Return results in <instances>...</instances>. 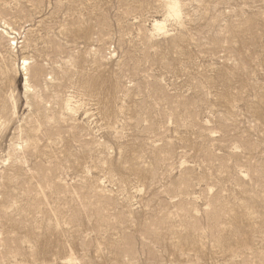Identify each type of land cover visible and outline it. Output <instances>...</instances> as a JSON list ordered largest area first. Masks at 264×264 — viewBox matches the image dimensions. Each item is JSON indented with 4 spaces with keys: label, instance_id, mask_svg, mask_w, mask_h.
<instances>
[{
    "label": "rangeland",
    "instance_id": "374dc122",
    "mask_svg": "<svg viewBox=\"0 0 264 264\" xmlns=\"http://www.w3.org/2000/svg\"><path fill=\"white\" fill-rule=\"evenodd\" d=\"M169 1L0 0V264H264V0Z\"/></svg>",
    "mask_w": 264,
    "mask_h": 264
},
{
    "label": "bare ground",
    "instance_id": "6f19581e",
    "mask_svg": "<svg viewBox=\"0 0 264 264\" xmlns=\"http://www.w3.org/2000/svg\"><path fill=\"white\" fill-rule=\"evenodd\" d=\"M166 7H167V15L169 16V17H174V18H176L177 16H178V6H177V3L175 2V1H173V0H170L167 4H166ZM164 20H154V22H153V28H154V30H156L157 32H160V31H163L164 30ZM1 32H2V34H4V35H9L8 34V32H6L5 30H3V31H0V34H1ZM9 46V45H8ZM11 46V45H10ZM10 50H11V48H10ZM14 50V49H13ZM11 52H12V50H11ZM14 54V53H13ZM12 54V55H13ZM30 58V57H29ZM8 60V59H7ZM14 60V59H13ZM9 61V60H8ZM22 64H21V71L22 72H24L25 73V76H27V74H28V76H29V74H30V72H29V66H30V60L29 59H27V58H22ZM11 65V64H10ZM13 65V64H12ZM15 65V64H14ZM13 68V67H12ZM9 69V68H8ZM40 69V68H39ZM17 70V69H16ZM37 70V69H36ZM4 71V70H3ZM14 70H12V72L11 73H13V75H16V74H14V73H16V72H13ZM37 71H41V70H37ZM29 72V73H28ZM34 72V71H33ZM36 72V71H35ZM35 72H34V74H35ZM4 73V72H3ZM6 73V72H5ZM40 74L42 73V71L41 72H39ZM38 72L36 73L38 76H41L40 74H39ZM43 74V73H42ZM3 75V74H2ZM6 75V74H5ZM31 75H32V73H31ZM37 75H34L35 77L37 76ZM41 78V77H40ZM15 79H16V77H15ZM29 79V77H26L25 78V81H23L24 82V93L25 94H37V91H36V87H33L32 85H30V81L28 80ZM35 78H33V80H34ZM6 80H7V78H6ZM47 89V88H46ZM11 91V90H10ZM11 95V94H10ZM14 97V96H13ZM66 98V97H65ZM1 99V98H0ZM1 101H5V100H1ZM0 101V102H1ZM11 101V100H10ZM13 103V102H12ZM16 103V102H15ZM5 105V104H4ZM6 105H7V103H6ZM43 105V104H42ZM1 106V105H0ZM13 106V105H12ZM16 106V105H15ZM7 106H4V108L5 109H7L6 108ZM12 108V107H11ZM2 110V109H1ZM63 110L67 113V114H72V112L74 111V106L72 105V101L70 100V98H68L67 97V99L63 102ZM3 111H4V109H3ZM14 111H15V109H14ZM4 112H6V111H4ZM7 113H9V112H7ZM5 115H7L6 113H5ZM10 115V114H9ZM1 118H2V120H3V118H5V116H4V113H2L1 111H0V120H1ZM10 118V117H9ZM6 120H8V118L6 119ZM5 120V121H6ZM2 122V121H1ZM3 123V122H2ZM1 123V124H2ZM8 123H9V121H8ZM31 123V122H30ZM10 124V123H9ZM7 125V124H6ZM31 126V125H30ZM39 126V125H38ZM3 128V127H2ZM26 128H27V126H26ZM29 128H31V127H29ZM35 128V127H34ZM20 129V128H19ZM18 129V130H19ZM31 129H33V127L31 128ZM21 130H22V128H21ZM25 130V129H24ZM28 131V130H27ZM20 132V131H19ZM36 132V130L34 131V130H30L29 131V133H25V135H26V138H28L27 139V141H25L24 142V145L23 144H21L20 143V141H21V138L19 137H17L18 139L17 140H20L19 141V143H18V141L16 140V144H14L15 145V148L17 149V148H20V149H22V147L23 146H26L27 144H29V142H31V143H33V142H35L37 139H36V137L34 136V135H32V134H34ZM20 134H22L21 132H20ZM19 134V135H20ZM37 134V133H36ZM35 134V135H36ZM11 142H12V140H11ZM12 144V143H11ZM32 144H30V146H31ZM28 146V145H27ZM13 147V146H12ZM13 149V148H12ZM16 149H14V150H16ZM13 151V150H12ZM17 153V152H16ZM14 154V153H13ZM20 155V154H19ZM12 156V155H11Z\"/></svg>",
    "mask_w": 264,
    "mask_h": 264
}]
</instances>
